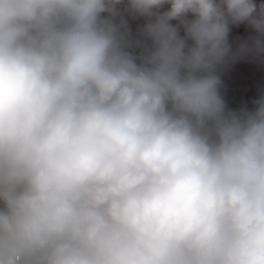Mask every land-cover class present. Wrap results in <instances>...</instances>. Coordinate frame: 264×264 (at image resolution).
I'll return each instance as SVG.
<instances>
[{
	"label": "clouds",
	"instance_id": "obj_1",
	"mask_svg": "<svg viewBox=\"0 0 264 264\" xmlns=\"http://www.w3.org/2000/svg\"><path fill=\"white\" fill-rule=\"evenodd\" d=\"M261 56L256 0H0V264H264Z\"/></svg>",
	"mask_w": 264,
	"mask_h": 264
},
{
	"label": "crops",
	"instance_id": "obj_2",
	"mask_svg": "<svg viewBox=\"0 0 264 264\" xmlns=\"http://www.w3.org/2000/svg\"><path fill=\"white\" fill-rule=\"evenodd\" d=\"M256 2H257V0H256ZM166 7L167 6H165V8ZM139 23H142V21L133 22V25H132L133 28H135L136 25ZM236 28H237V26H234L232 28V32L230 35V40L233 42L234 46L236 43L243 40V38L247 39L250 35H254L253 31L250 28H248L247 25L242 24V25H239L240 32H242V33L240 34V38L238 39ZM251 60H253L254 65L256 67V70L259 71L261 69V65L259 64L260 58L251 59ZM242 61H244V63ZM247 61H249V60L244 59V60L239 61V63L243 66L245 64H248ZM230 72L232 73V75L234 77H236L238 80H240L244 84V87L241 90L239 97H238L239 103L241 104V106L246 105L249 108L253 107L252 102L254 100L258 99L261 95H264V88H262V87L259 88V85L256 82H254L255 81L254 79H251V80L248 79L251 77H249V75H248V74H250V70L247 67V65H245V70H244V68L238 69L237 67H234V65H232Z\"/></svg>",
	"mask_w": 264,
	"mask_h": 264
},
{
	"label": "rangeland",
	"instance_id": "obj_3",
	"mask_svg": "<svg viewBox=\"0 0 264 264\" xmlns=\"http://www.w3.org/2000/svg\"><path fill=\"white\" fill-rule=\"evenodd\" d=\"M261 1H264V0H257V4L258 3H260ZM236 30H237V37H238V39L240 38V34L242 33V32H240V28H239V26H237V28H236ZM245 38H243V40H244ZM246 60V59H245ZM247 60H249V61H247L248 62V64H245V65H247V67L249 68V70H250V74H248L249 75V77H251V78H248L249 80H251V79H254L255 81L254 82H256L258 85H259V88L260 87H262V88H264V56H261L260 57V61H259V64L261 65V69L259 70V71H257L256 70V67H255V65H254V62H253V60H251V59H247ZM243 63H244V61H242ZM246 63V62H245ZM245 65H241L240 63H239V61L234 65V67H237L238 69H243L244 68V70H245ZM243 71V70H242ZM253 81V80H252ZM249 82V81H248ZM251 82V81H250Z\"/></svg>",
	"mask_w": 264,
	"mask_h": 264
},
{
	"label": "trees",
	"instance_id": "obj_4",
	"mask_svg": "<svg viewBox=\"0 0 264 264\" xmlns=\"http://www.w3.org/2000/svg\"><path fill=\"white\" fill-rule=\"evenodd\" d=\"M261 2H264V1H261ZM261 2H260V3H261Z\"/></svg>",
	"mask_w": 264,
	"mask_h": 264
}]
</instances>
